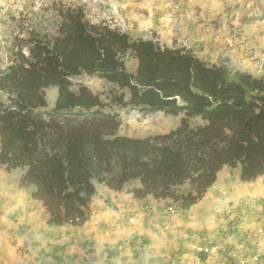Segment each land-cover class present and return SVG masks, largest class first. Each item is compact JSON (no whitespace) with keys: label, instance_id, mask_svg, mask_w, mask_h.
Wrapping results in <instances>:
<instances>
[{"label":"trees","instance_id":"trees-1","mask_svg":"<svg viewBox=\"0 0 264 264\" xmlns=\"http://www.w3.org/2000/svg\"><path fill=\"white\" fill-rule=\"evenodd\" d=\"M57 36L32 31L17 40L0 72V166L25 169L54 226L83 225L97 189L129 190L137 199H170L180 209L197 204L226 166H241V181L264 175V77L209 65L185 48L133 39L106 22L91 23L84 9H57ZM26 48L29 53L25 52ZM138 67L129 72L126 61ZM99 77L120 92L104 102L72 78ZM56 87L51 111L46 90ZM117 89V90H118ZM181 116L179 126L146 138L120 132L122 115L108 106ZM201 118L203 124L192 122ZM190 183L191 190L180 192Z\"/></svg>","mask_w":264,"mask_h":264},{"label":"rangeland","instance_id":"rangeland-1","mask_svg":"<svg viewBox=\"0 0 264 264\" xmlns=\"http://www.w3.org/2000/svg\"><path fill=\"white\" fill-rule=\"evenodd\" d=\"M59 7H81L84 9L87 19L91 23L99 24L101 22H106L111 27L129 34L133 39H151L159 42L160 45L165 47L185 48L198 57V52H200L201 49L197 46V39L201 33L200 28H204V30L212 28V33L214 35H223L225 33L226 36H229V34H232L234 38L241 27H248V36L253 42L250 43L249 47L246 45V54L249 58H252L253 61L255 60L256 63L262 61L256 71L258 76L252 75L259 78L264 77V0H0V72L7 70L13 60L16 39L20 40L27 38L32 31L42 35L47 34L50 38L57 36L60 23V17L57 11ZM214 27L218 30L216 31ZM206 32L211 34L210 31ZM256 36L261 39L263 52L257 47L258 39ZM228 43L229 41L224 43L220 41L218 42L219 48H214V51L218 52L220 55L216 63L210 61L205 62L211 66H226L229 70V77L232 78L235 73L243 71L236 72L237 70L235 68L233 71V68L228 66V57L225 55L228 50ZM212 44L213 43L206 44V48H212ZM202 50H206L205 47H203ZM25 52L28 54L29 49L26 48ZM136 65L138 67V63L135 59L126 61V67L129 72L134 73L135 69H137ZM80 85H85L90 88L92 92L100 95L104 102H110L109 94L113 91L120 92L114 84L100 79L99 77L84 75L72 78V90L77 91ZM0 97L7 100L8 95L0 90ZM57 97L58 89L56 87L47 89L46 100L48 106L42 110L51 111L55 107ZM108 111L118 112L122 115L121 133L139 138H146L155 134L169 132L177 128L181 120V116H166L162 112L157 113V115H151L150 118L152 119L147 118V121L144 118L134 119L136 112L130 115L128 110L126 111L125 109L117 108V106L113 105L110 107L108 106ZM137 121H145L146 123L131 124V129L126 128V122L131 123ZM196 124H203L201 118L198 117L196 119L194 125ZM238 169H241L240 165ZM24 173L25 169L23 168H16L8 171L0 166V182L8 181L9 183H6L7 185H0V192H7L10 185H12V189L14 190L18 188L17 185L22 186L21 177ZM94 183L100 188L99 194L103 193L101 192V184L95 180ZM135 184L139 185L140 183L138 181L128 183L127 191L131 190ZM3 186H6V190ZM103 186L106 185L103 184ZM31 189H34V187L32 186ZM190 190L191 186L188 182L181 187L180 192L187 193ZM224 202L228 203V200ZM225 203L220 202L224 207H218L219 204L215 209L216 212L220 215H225L223 219L227 222L226 226L230 228L232 233L234 232V235H237L235 233L237 232V237L244 236L242 231L245 229V218L247 215L252 214V212H245L246 214H244V211H248L244 206L248 207L250 203L242 202L236 205L231 203L229 206L228 204L226 206ZM169 205L176 206L177 212L175 215L166 216L161 212L159 213L163 228L168 229L167 231L172 228L174 218L179 212L177 205L174 203ZM261 205L264 214V204ZM240 215L245 216L242 218ZM125 228L129 230V224L125 225ZM202 233L203 235L200 234V241L204 242V240L208 239V233L203 231ZM246 237L247 240L243 239L242 241L240 240L242 238H240V243L238 244L240 248L241 245L243 246L242 250L246 252L249 251L247 256L250 258H247L249 260L248 262L245 260L246 264H264V250L259 251L261 250L259 248L260 243L264 242V229L258 230L257 234L252 236L250 241L248 240V235ZM260 237H263V239L258 242ZM123 238L125 239L121 241L119 246L108 243L101 255L93 256L90 253L89 258H86L85 261L92 260L94 262L95 258L97 264H105L107 261L110 262L113 259V264H147L143 261L146 252L148 253L150 248L147 246L145 250L140 251L138 250V246L135 248V245H132L134 241L138 243V240L141 238L135 237V235L132 236L130 233ZM19 239L13 237L12 233L6 234L3 228V231L0 232V264H4L2 260L3 257L15 262L17 249L14 250V248H18L20 253L25 254ZM214 239H216V236L214 238L211 236L210 241ZM47 240L48 239H46L45 242H47ZM126 244H128V246ZM47 246L48 245L45 243L40 248H48ZM213 246L214 245L204 248L199 247L197 244V246L194 247V253L195 255H197V253L209 254L212 252L211 247ZM92 247L93 245L90 250L93 249ZM219 247H221L219 249H224L226 245L221 242L219 243ZM152 252L153 251H150V254H152ZM42 254L43 257L41 258V256H39L38 259V261L41 262L40 264H56L54 250ZM175 262L176 264H183L181 259H175Z\"/></svg>","mask_w":264,"mask_h":264},{"label":"crops","instance_id":"crops-1","mask_svg":"<svg viewBox=\"0 0 264 264\" xmlns=\"http://www.w3.org/2000/svg\"><path fill=\"white\" fill-rule=\"evenodd\" d=\"M200 30L197 46L201 48L198 52L201 59L216 63L220 55L214 51V48H219L218 42L220 41L222 43L229 41L225 54L228 57V66L233 68V71L235 68L236 72H249L258 76L256 71L262 61L256 63L255 60L253 61L247 56L245 51L246 45L249 47L253 42L248 36V27H241L234 38L232 34L229 36H226L225 33L214 35L212 28L206 30L200 28ZM206 31H210L211 34ZM256 38L258 39L257 47L263 52L261 39L257 36ZM209 43H213V46L207 49L206 46ZM203 47L206 50H202ZM236 74L232 78H236ZM131 113L132 111L129 114L131 115ZM150 117L144 119L147 121V118ZM134 119L136 118L134 117ZM192 122L195 124L196 120L194 119ZM136 123L146 122H126V128L131 129L130 125ZM238 167H224L218 173L216 183L207 191L202 200L188 210L179 209L169 231L163 228L159 213L164 206L171 203V200H158L151 195L144 199H137L129 190L127 191L128 184L123 191H113L101 184V192H103L101 194H99L100 188L96 186L97 192L89 207L88 221L82 226L71 224L50 226L46 208L40 200H36L32 196L35 188L31 189L32 186L24 188V186L17 185L18 188L14 190L10 185L7 192H0V232L4 228L6 234L12 233L16 239L20 237L19 241L22 243L25 254L20 253L18 248H14V250L17 249L15 262L6 257H3L2 260L4 264H40L39 256L42 258V253L54 250L56 264H87L88 262V264H97L95 258L94 262L92 260L85 261V259L89 258L90 253L93 256L101 255L108 243L119 246L125 239L123 237L130 233L132 236L141 238L138 243L137 241L132 243L135 248L138 246V250L141 251L148 246L150 251H153L152 254L150 251L146 252L144 256L143 262L147 264H176L175 259H181L183 264H246L245 260L248 262L247 258H250L247 256L249 251L242 250V245L241 248L239 247V239L247 240L246 236L248 235L250 241L258 230L264 229V214L261 205L264 204V175L252 182H243L240 178L241 169ZM6 183L8 181L0 182V185H7ZM139 186L140 184H135L132 189ZM3 188L6 190V186ZM225 200H228V203H225ZM220 202L225 203L226 206L231 203H234L233 205L242 202L250 203L248 207L244 206L248 209V211H244V214L252 212L245 218V229L242 231L244 236L237 237V232H235L237 235H234V232L232 233L226 226L227 222L223 219L225 215L216 212L215 209ZM220 206L224 207L221 204L218 207ZM240 216L243 218L245 215ZM127 224H129V230L125 228ZM202 231L208 233V239L204 242L200 241V234L203 235ZM211 236L213 238L216 236V239L210 241ZM46 239H48L47 242H45ZM261 239L263 237H260L258 242ZM221 242L226 245L225 250L219 249ZM45 243L48 248H40ZM197 244L204 248L214 246L211 247L212 252L209 254L197 253L195 255L194 247ZM92 245L93 249L90 250ZM126 245L128 246V244ZM259 248L261 249L259 251L264 250V242L260 243ZM113 262L114 259L105 264H113Z\"/></svg>","mask_w":264,"mask_h":264},{"label":"built area","instance_id":"built-area-1","mask_svg":"<svg viewBox=\"0 0 264 264\" xmlns=\"http://www.w3.org/2000/svg\"><path fill=\"white\" fill-rule=\"evenodd\" d=\"M137 117H139V115H137ZM160 212L166 216H173L176 214L177 211H176V207L171 205V206H166V207L164 206Z\"/></svg>","mask_w":264,"mask_h":264},{"label":"clouds","instance_id":"clouds-1","mask_svg":"<svg viewBox=\"0 0 264 264\" xmlns=\"http://www.w3.org/2000/svg\"><path fill=\"white\" fill-rule=\"evenodd\" d=\"M133 112H136V114L134 115V117L136 118V119H140V118H144L139 112H137V111H132V113ZM137 115H139V117H137ZM96 185V184H95ZM107 187V186H106ZM171 203H174L175 205H177L178 206V204L177 203H175V202H173L172 200H171ZM170 203V204H171ZM168 206H171V205H168ZM176 207V206H175ZM178 208L180 209V207L178 206ZM183 210V209H182Z\"/></svg>","mask_w":264,"mask_h":264}]
</instances>
